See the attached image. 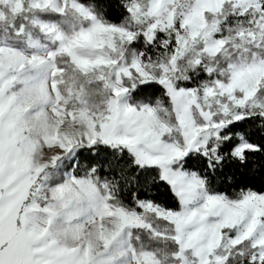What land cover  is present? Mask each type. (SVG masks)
Wrapping results in <instances>:
<instances>
[{"label":"snow or ice","instance_id":"6c2138e0","mask_svg":"<svg viewBox=\"0 0 264 264\" xmlns=\"http://www.w3.org/2000/svg\"><path fill=\"white\" fill-rule=\"evenodd\" d=\"M0 264H264V0H0Z\"/></svg>","mask_w":264,"mask_h":264}]
</instances>
